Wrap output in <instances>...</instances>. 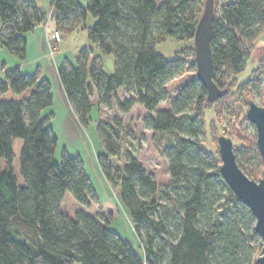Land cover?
<instances>
[{
    "label": "trees",
    "instance_id": "16d2710c",
    "mask_svg": "<svg viewBox=\"0 0 264 264\" xmlns=\"http://www.w3.org/2000/svg\"><path fill=\"white\" fill-rule=\"evenodd\" d=\"M204 3L87 0L83 7L79 0H51L49 14L31 0H0V44L24 63L26 35L38 26L53 18L59 32L72 35L91 15L95 23L87 34L95 49L83 47L74 63L64 59L58 71L79 124L89 129L94 92L98 109L122 88L133 94L135 98L118 102L124 113L136 104L151 112L167 100L168 83L185 70L188 59L181 50L168 60L156 52V45L167 38L194 44ZM263 32L264 0L221 4L211 44L213 79L227 90L226 95L209 102L206 87L195 76L178 92L170 109L147 119L150 129L173 140L163 151L169 160L165 186L131 154L123 169H115L110 161L124 151L120 130L98 122L103 149L98 156L100 168L108 183L120 189V204L134 225L143 254L111 228L113 214L92 216L80 210L71 217L62 211L67 194L83 207L98 202L96 189L80 156L70 155L63 147L60 160L56 159L59 139L51 125L53 113L44 115L54 105L55 95L40 68L30 75L20 67L4 69L0 79V163H5L4 169L0 164V264H256L262 250L254 230L256 219L223 179L219 152H208L199 136L207 128L208 111L227 120L234 115L236 103L242 113L254 100L245 99L244 94L263 93L264 66L234 91ZM102 55L115 57L113 74L104 71ZM189 66L197 67L195 58ZM9 93L22 98L8 97ZM241 125L256 132L248 119ZM225 134L235 139L231 131ZM256 136L250 146L238 151L244 160L235 153L242 171L258 181L264 164ZM16 139L24 142L22 182L13 167Z\"/></svg>",
    "mask_w": 264,
    "mask_h": 264
},
{
    "label": "rangeland",
    "instance_id": "374dc122",
    "mask_svg": "<svg viewBox=\"0 0 264 264\" xmlns=\"http://www.w3.org/2000/svg\"><path fill=\"white\" fill-rule=\"evenodd\" d=\"M31 1L50 14L51 0ZM154 1L158 5H161L164 0ZM226 1L227 0H216L215 15L220 13V6ZM79 2L83 7H86L87 0H79ZM94 23L95 19L90 15L84 27H86V29L90 28L94 25ZM84 27H80L78 33L64 35L63 32H59L55 29V23L53 19L50 18L48 26L44 31L45 35L52 32L51 41L48 47L50 57L52 59L55 58V52L59 51L57 54L58 59L69 58L74 60L80 51L79 49H82L88 44L92 45ZM56 32H59L62 39L61 41L55 43L52 39L55 37ZM54 46H56V48L53 52L52 47ZM263 48L264 32L261 34L260 38L256 41V44L253 47V55L248 62L246 70L237 77V85L234 88V91L237 90L239 85L253 77L252 72L255 69L260 66H264L261 59ZM155 50L168 60L174 59L181 50H184V57L188 59V64L183 72L179 73L178 76L173 78L172 81L168 83V98L154 111H147L142 106L136 104L129 113H124L119 108L118 102L124 103L126 100L135 98V96L133 94H129L123 88L117 92L116 98H112L109 104L101 105L99 109L97 107V92H94V95L91 98V101L94 104L91 115L92 124L89 129H84L76 118L73 120L71 127H63L62 118L68 112V109L64 106V102L59 99L58 94L55 104L44 111V115L53 113L51 125L53 126L54 132L59 139L56 159L58 161L60 160L61 150L63 147H66L70 155L80 156L98 194V202L91 203L90 207L80 206L74 201L70 194H67L61 206L62 211L71 217H74L80 210L92 216H96L100 212L106 216L113 214L114 221L111 228L122 238L130 241L141 254H143L142 245L135 233L134 225L119 201L120 189H114L108 183L100 168L98 156L103 153V149L97 133V126L98 122H104L114 125L120 130L119 140L123 145L124 151L119 158L111 159L110 163L115 169H123L127 165L126 156L131 154L142 164L147 173L154 177L160 186H165L169 183V174L167 171L169 160L163 155V151L168 145L173 143L172 137L166 133H155L147 125V119L151 116L155 117L157 112L160 110L170 109L172 107V102L177 98L178 92L190 81L195 79L196 68H190L189 66L194 62L195 52L193 42L183 43L170 38H167L162 43L157 44ZM101 59L104 71L107 74H113L116 64L115 57L113 55H102ZM13 60H18V58L9 53L7 50H0V79L4 78V69L14 68L12 66ZM262 90L263 93L261 95L258 93L254 94V96L244 94V98L249 99L253 97L254 100L252 101L256 102L260 106H264V84L262 85ZM8 97H12L16 100L22 98V96H14L12 93H9ZM235 106L236 109L233 111L234 115H230L227 120L220 117L219 119L213 112L208 111L206 113L207 128L205 133L199 136V139L203 142V144H205V148L208 152L216 154L219 151L217 141L218 137L226 135L225 132L231 131L233 133V137H235V139H232L235 151H237V155L239 154V158L244 160V156L241 153H238V151L242 147L250 146V143L252 142L251 138L257 132L254 131L253 127L244 129L241 125L244 124V119H247L245 114L246 109L248 108L243 109L241 113V105L236 103ZM238 137H242L243 139L239 140L237 139ZM23 145L24 142L21 139H16L13 143V167L20 182H22L20 175V156ZM0 164L1 169H4L5 163L2 161Z\"/></svg>",
    "mask_w": 264,
    "mask_h": 264
},
{
    "label": "water",
    "instance_id": "95a60500",
    "mask_svg": "<svg viewBox=\"0 0 264 264\" xmlns=\"http://www.w3.org/2000/svg\"><path fill=\"white\" fill-rule=\"evenodd\" d=\"M215 14V0H205L194 35L196 79L206 87L209 102L221 99L227 93V90L220 89L213 79L214 58L211 37ZM261 59L264 64V48ZM246 118L256 128V146L264 164V106L250 101ZM217 141L221 160L220 173L228 187L248 206L256 219L254 230L262 241L261 255L256 259V264H264V169L260 180L249 178L238 165L232 138L222 135Z\"/></svg>",
    "mask_w": 264,
    "mask_h": 264
},
{
    "label": "crops",
    "instance_id": "0c3cea01",
    "mask_svg": "<svg viewBox=\"0 0 264 264\" xmlns=\"http://www.w3.org/2000/svg\"><path fill=\"white\" fill-rule=\"evenodd\" d=\"M47 26L48 24L45 26H38L32 33H29L26 35L27 40H28L27 59L24 63H21L19 60H13L12 66L20 67L22 73L27 74V75L33 74L38 68H40V70L43 73V77L47 79L52 85L53 91L55 93V101L57 99V94H58L59 99H61V101L64 102V106L68 109V112L62 118L63 127H71V125L73 124V120L75 118L77 119V117L66 97V94L64 92V88L62 86V83L59 78V73H58L59 68L62 62L64 61V59H69V58H62V59L59 58L58 59L57 54L59 51L55 52V55H56L55 58L52 59L50 57L48 47L51 41L52 32L48 35L44 34L45 28H47ZM84 30L87 32V29H84ZM75 33H78V31H76ZM1 47L2 46H0L1 51L5 50ZM84 47H93V49H95L94 46L90 44ZM58 50H59V44H58ZM75 59L74 60L69 59V60L74 63Z\"/></svg>",
    "mask_w": 264,
    "mask_h": 264
},
{
    "label": "built area",
    "instance_id": "2783aa9c",
    "mask_svg": "<svg viewBox=\"0 0 264 264\" xmlns=\"http://www.w3.org/2000/svg\"><path fill=\"white\" fill-rule=\"evenodd\" d=\"M61 39L62 38L60 37L59 32H56V35H55V37L52 40H54V42L56 43L58 41H61ZM55 48H56V46L52 47L53 52L55 51Z\"/></svg>",
    "mask_w": 264,
    "mask_h": 264
}]
</instances>
